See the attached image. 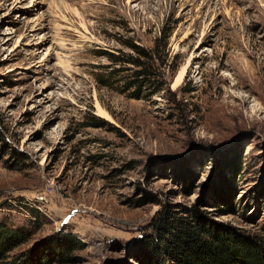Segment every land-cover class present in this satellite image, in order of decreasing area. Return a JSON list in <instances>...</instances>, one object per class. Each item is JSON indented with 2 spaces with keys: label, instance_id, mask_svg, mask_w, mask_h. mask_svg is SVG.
<instances>
[{
  "label": "rangeland",
  "instance_id": "obj_1",
  "mask_svg": "<svg viewBox=\"0 0 264 264\" xmlns=\"http://www.w3.org/2000/svg\"><path fill=\"white\" fill-rule=\"evenodd\" d=\"M162 31L164 89L101 80ZM263 199L264 0H0V223L29 237L0 264H142L165 208L264 236Z\"/></svg>",
  "mask_w": 264,
  "mask_h": 264
},
{
  "label": "trees",
  "instance_id": "obj_2",
  "mask_svg": "<svg viewBox=\"0 0 264 264\" xmlns=\"http://www.w3.org/2000/svg\"><path fill=\"white\" fill-rule=\"evenodd\" d=\"M170 36L162 31L155 38V46L150 48L129 37L124 44L132 52L125 53L123 59L114 52L103 51L100 55L111 60V64L105 67L111 69L101 75V80L108 86L122 83V91L133 98H147L159 93L168 84L167 65L164 68L163 62L166 64L168 58ZM125 63L129 66L121 65ZM117 64L120 66H115ZM215 194L223 201V213L236 212L234 195L227 190ZM157 216L153 222L155 238L138 253L142 264H264V236L251 235L238 227L216 221L197 206L183 212L165 208ZM28 239L22 229L0 223V261ZM61 240L68 245L76 241L73 236ZM52 246L43 249L46 256H41V251L30 250L32 254H26V264L49 262L52 251L66 256L67 245Z\"/></svg>",
  "mask_w": 264,
  "mask_h": 264
},
{
  "label": "bare ground",
  "instance_id": "obj_3",
  "mask_svg": "<svg viewBox=\"0 0 264 264\" xmlns=\"http://www.w3.org/2000/svg\"><path fill=\"white\" fill-rule=\"evenodd\" d=\"M130 2H133V1H138V0H129ZM183 74H184V71L180 74V76L178 77V79H177V81H176V84H178L180 81H181V79H182V77H183ZM175 84V85H176ZM99 113H100V115H102L103 113L104 114H106L104 111H102L101 109H99Z\"/></svg>",
  "mask_w": 264,
  "mask_h": 264
}]
</instances>
